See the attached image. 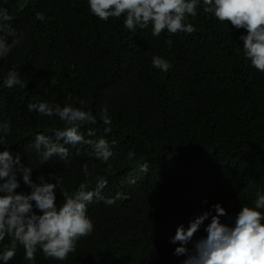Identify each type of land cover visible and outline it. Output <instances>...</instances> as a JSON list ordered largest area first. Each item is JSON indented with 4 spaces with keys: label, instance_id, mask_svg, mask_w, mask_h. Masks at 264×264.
Masks as SVG:
<instances>
[{
    "label": "trees",
    "instance_id": "obj_1",
    "mask_svg": "<svg viewBox=\"0 0 264 264\" xmlns=\"http://www.w3.org/2000/svg\"><path fill=\"white\" fill-rule=\"evenodd\" d=\"M3 8L23 38L0 58V123L12 127L0 151L20 155L34 169V179L55 172L69 192L85 181L86 163L93 186L96 176L106 177L105 198L121 195L114 204L94 199L88 206L93 231L67 260L45 257L38 248L35 261H28L18 245L8 264H181L184 257L173 254L178 244L171 242L178 226L187 227L205 211L214 215L217 203L228 213L222 219L231 222L242 205L264 194V73L245 58L240 36L246 29L232 28L202 7L186 20L194 24L193 33L164 30L158 37L151 24L135 32L125 28L126 14L99 19L88 0H0ZM38 12L44 21L36 19ZM154 56L169 62L167 72L153 66ZM13 67L26 88L4 86ZM80 100L93 115L108 109L111 133H104L98 115L95 125L80 132L85 139L116 142L112 167L85 144L66 145L67 165L57 157L41 165L35 136L55 139L65 124L58 116L29 111L28 103L63 107L74 101L80 107ZM129 151L135 153L132 160ZM143 163L147 173L136 167ZM203 235L202 226L196 237ZM9 244L6 236L0 253Z\"/></svg>",
    "mask_w": 264,
    "mask_h": 264
},
{
    "label": "clouds",
    "instance_id": "obj_2",
    "mask_svg": "<svg viewBox=\"0 0 264 264\" xmlns=\"http://www.w3.org/2000/svg\"><path fill=\"white\" fill-rule=\"evenodd\" d=\"M90 11L103 21L110 17L119 18L126 14L124 27L135 32L137 28L152 25L155 37L167 30L171 34L178 32L193 33L196 28L186 20L195 18L198 9L213 15L220 22H229L232 28L246 29L241 35L245 58L252 67L264 73V0H88ZM13 17L7 8L0 9V58H6L11 48L21 42L22 34L16 36L10 22ZM36 19L44 21L42 13ZM8 37H15L11 44ZM169 47L172 40L166 41ZM153 66L162 72L170 68L169 62L160 57L152 58ZM4 86L12 89L15 86L26 88L15 67L10 69L4 79ZM71 100L69 94L67 97ZM66 103L52 106L47 102L31 103L29 111H38L46 116H58L64 122L63 129L55 130L51 136L38 133L33 147L39 154L41 165H46L53 157H57L65 165L69 163V148L66 145H90L97 160L108 165L114 156L115 141L110 143L101 138L97 141L85 139L80 132L84 125H95L97 115L104 124V133L112 132V119L108 109L103 107L97 115L84 110L85 101L80 100V107ZM12 132L10 122L0 123V144L6 143V137ZM88 136L95 135L94 128H88ZM62 141V142H61ZM135 153L129 151L127 158L134 159ZM140 171L148 172L147 163L137 164ZM85 181L69 192L63 187V178L55 172H41L33 178L34 169L26 164L20 155H13L7 148L0 151V242L9 237L10 244L0 253V260L8 264L16 255L18 245L25 249V259L35 261L37 249H41L45 257L58 261L67 260L69 253L76 251L77 242L93 231L94 225L88 215V206L94 201L103 200L106 204H114L121 199L117 194L113 198H105L101 193L107 186L104 176H96L95 184L87 180L88 165L82 168ZM135 183V180H131ZM26 186L27 191L21 185ZM63 203L57 204L58 192ZM215 214L205 211L196 216L185 227L178 226L171 238L178 244L174 255L184 257L181 264H264V194L257 193L252 205H242L240 211L230 221L222 218L228 215L226 209L217 203L213 206ZM211 217L210 222L205 221ZM205 235L196 237L201 227Z\"/></svg>",
    "mask_w": 264,
    "mask_h": 264
}]
</instances>
